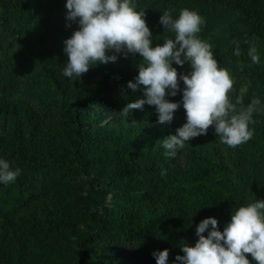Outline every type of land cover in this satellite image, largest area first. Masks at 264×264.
I'll return each instance as SVG.
<instances>
[{
    "label": "trees",
    "instance_id": "obj_1",
    "mask_svg": "<svg viewBox=\"0 0 264 264\" xmlns=\"http://www.w3.org/2000/svg\"><path fill=\"white\" fill-rule=\"evenodd\" d=\"M26 1L0 0V27L8 36L14 37L13 21L27 9ZM63 1L33 0L43 28L38 41L41 46L50 43V38L60 30L54 19L66 20L67 14L58 12ZM138 1L145 4L149 14H155L168 2L185 3L203 18L202 35L212 23L223 25L226 38L217 52L219 59L231 57L241 64L250 63L247 52L254 44L261 68L250 77L264 81V0ZM161 33V45L165 39H174L169 31ZM234 41L241 49L239 57L233 55ZM63 49L58 52L53 69H47L46 63L42 65L39 78H47L60 97L44 109L60 107L61 98L66 97L76 103L75 122L48 124L12 99L4 113L0 110V151L6 161L16 157L27 163L26 167L46 169L56 178L73 173L80 179L72 182L67 197L59 192L57 199L67 214L93 212L97 216L95 222L85 224L81 238L88 253L94 252L98 261L106 252L111 255L108 264L135 259L124 250L134 244V234H138V261L150 264L147 262L154 252L167 249V264H180L175 258L184 255L181 248L185 244L195 246L196 227L201 221L215 218L222 232L239 207L264 200V131L254 130L252 139L233 149L219 144L209 128L201 140L189 143L185 162L177 163L165 155L162 145H149L148 137L160 125L154 106L145 105L143 111L133 109L128 117L121 115L127 103L142 96L140 91L127 89V83L135 82L138 76V64L142 62L139 54H128L127 58L116 54L115 63L92 65L81 78L70 80L63 75L67 63ZM49 58L45 51L40 57L41 62ZM172 66L179 74L191 71L187 62L183 67L175 63ZM22 68L20 59L8 54L0 60L3 98L13 97L18 90ZM166 99L176 103L171 95ZM108 117L109 121L101 123ZM173 134L174 129L167 128L163 139ZM218 175L233 178L211 182ZM4 185L0 183V189ZM83 185L88 186L85 195L72 193ZM27 224L30 232L55 230L53 223L44 228L35 217L28 219ZM27 244L21 229L4 226L0 235V264H45L39 250L29 249ZM248 259L255 264L250 255Z\"/></svg>",
    "mask_w": 264,
    "mask_h": 264
},
{
    "label": "clouds",
    "instance_id": "obj_2",
    "mask_svg": "<svg viewBox=\"0 0 264 264\" xmlns=\"http://www.w3.org/2000/svg\"><path fill=\"white\" fill-rule=\"evenodd\" d=\"M66 9V20L78 21L79 30L64 41L65 77L79 79L92 65L115 63L116 54L142 57L135 82L127 83V89L140 91L142 96L127 103L121 115L128 117L131 110L143 111L148 105L155 107L160 124L170 123L180 103L169 102L166 96L175 97L180 81L183 82L186 123L175 135L161 140L166 156L175 157L185 142L207 135L213 126L220 143L229 148L252 139L254 129L249 125L255 123L253 114L259 101L254 99L239 110L231 102L235 81L226 68L219 66L211 44L198 37L204 20L196 11L182 9L174 19L171 11L165 10L159 22L165 31L174 34V39H165L162 45L153 47L145 12L136 10L134 0H67ZM109 52L115 54L108 55ZM233 55H241L238 43ZM247 55L253 64H259L254 44L249 46ZM173 62L180 67L187 62L190 73L179 74ZM20 174L19 168L13 170L8 161L0 159V183H14ZM196 236L195 246L185 244L181 248L184 255L175 258L180 264H251L249 255L255 264H264V200L239 207L222 232L215 218L204 219L196 227ZM153 255L156 264H167V249Z\"/></svg>",
    "mask_w": 264,
    "mask_h": 264
},
{
    "label": "rangeland",
    "instance_id": "obj_3",
    "mask_svg": "<svg viewBox=\"0 0 264 264\" xmlns=\"http://www.w3.org/2000/svg\"><path fill=\"white\" fill-rule=\"evenodd\" d=\"M66 3L67 0L62 2L58 12L62 11L67 14ZM134 3L137 6V11L145 12L146 23L152 33L153 47L158 44L161 45L160 35L165 29L159 21L165 10L171 11L174 19L179 17L182 9L196 11L182 2H168L163 7L158 8L155 14H149L146 12L145 4L141 1L134 0ZM26 4L27 9L18 14L13 21L16 27L14 37L5 34L0 27V60L5 54H8L15 59H20L23 65V72L19 76L21 82L18 83V90L14 96L3 98L0 94V110H3L4 113L12 105V99H14L18 106L25 107L27 111L38 114L41 120L48 124H72L75 122L76 103L67 100L65 97L61 98L60 107H51L45 110L44 106H48L49 103L55 102L60 97L54 90L52 83H49L47 78H39V75L44 63H46L47 69L55 67L54 61L57 59L58 52L65 46L64 41L69 39L74 31L79 30L78 21L68 24L67 20L54 19V23L57 24L60 30L54 34L53 38H50V43L47 42L41 46L38 41L43 28L40 25L37 8L33 0H27ZM171 34L174 36L173 33ZM198 37L211 44L214 58L219 66L226 68L234 79L235 83L230 93V100L233 104H236L237 109L247 107L254 99L259 101L257 111L253 114L255 123L249 126L254 130L264 131V81H255L250 77L252 72L261 68V62L259 64H253L252 62L241 64L231 57L219 59L217 52L226 38L224 27L221 24L212 23L206 34L202 35L200 31ZM44 51L50 56L47 62L43 60L41 62L40 59ZM26 76H31V78L28 80ZM183 89L184 85L180 84V91L175 96L176 103H180V108L174 113L173 120L170 123L160 124L156 131L148 137L149 145L152 147L157 148L162 145L161 140L166 135L167 128L172 127L174 129L173 135H175L176 130L186 123V113L182 105ZM237 100H239L238 104ZM110 119L111 117H108L104 121L102 120L101 123L105 124ZM210 130L217 142L225 145L220 143L214 126L210 127ZM203 136L193 138L185 142L182 149H177L176 156L173 157L175 161L183 164L189 143L201 140ZM3 154L4 152L0 151V159L3 158ZM8 162L13 170L19 168L21 174L14 183L4 185L0 189V235L4 226L10 229L18 227L25 233L29 249H38L40 255L45 259V264H108L111 259L109 252H106L105 257L98 261L94 252L88 253V248L83 245L81 238L85 224L95 222L97 216L93 215V212L67 214L58 203V193L61 192L67 197V193L71 192L70 190L73 188L72 182H80V179L76 178L73 173L67 176L61 174L56 178L45 171L46 169L37 171L38 167H26L27 163H23L16 157L10 158ZM227 177L233 178L231 175H218L211 182L225 180ZM87 187V185H83L82 188H75L79 190H73L72 193L77 192L85 195ZM107 197L109 198L110 195ZM32 217L38 219L44 228L53 223L55 230L44 229L42 232L36 230L30 232L27 220ZM134 236V244L124 251L127 252L128 257L129 254H132L135 259L125 258L124 264H146L137 259L136 242L138 234H134ZM147 263L156 264L155 257L152 256Z\"/></svg>",
    "mask_w": 264,
    "mask_h": 264
}]
</instances>
